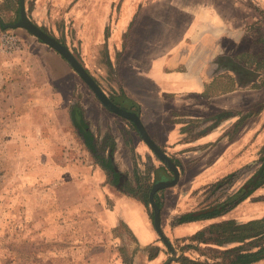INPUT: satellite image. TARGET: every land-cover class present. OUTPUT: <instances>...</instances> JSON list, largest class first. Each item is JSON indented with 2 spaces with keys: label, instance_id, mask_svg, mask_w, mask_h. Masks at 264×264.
<instances>
[{
  "label": "crops",
  "instance_id": "crops-1",
  "mask_svg": "<svg viewBox=\"0 0 264 264\" xmlns=\"http://www.w3.org/2000/svg\"><path fill=\"white\" fill-rule=\"evenodd\" d=\"M76 2L84 12L89 11V5L94 11L102 2L108 3V8H104V18L124 21L123 24L115 23L110 37L101 40L104 44L108 42L106 62L116 71L115 83L118 85L114 96L102 90L111 100L123 96L137 105L132 109L139 111L150 138L179 168L180 182L157 193L163 204L161 226L171 227L174 231L189 228L195 222L182 225H173V222L192 213L175 214L179 213L180 204L192 195V190L211 184L215 189V185L240 172L237 180L247 174L250 180L261 167L260 158L264 154V86L245 88L241 84L244 75L240 72L252 71L251 85L264 83L261 63L264 60V0ZM25 53L24 49L0 58L15 61ZM11 68L13 72L19 66L12 65ZM3 69L5 71L7 67ZM17 77L11 73L0 81L9 89L10 85L16 84L12 81L20 82ZM5 90L1 86L0 93L7 92ZM77 105L83 110L85 120L93 124L87 119L83 106L80 103ZM114 116L125 120L138 134L130 121ZM218 117L221 119L214 125ZM71 125L86 148L72 121ZM93 126L101 152L106 158L111 157L115 172L120 175L116 186L109 184L107 174L92 157L97 170L104 175V182L99 183V188H103L108 195L102 193L101 199L108 209L104 217H99L91 211L93 207L82 204L80 219L83 220L78 222L76 242L103 246L106 241L99 240L101 230L109 227L112 236L118 238L120 228L124 227L138 249L132 257V264H138V260L141 261L139 264H143V259L151 264L153 262L149 261L160 258L162 251L160 253L159 243L163 246V241H160L151 219L153 213L150 214V209L130 190L137 186V179L140 178L137 158L144 159L145 176L148 167L154 166L150 180L152 187L158 170L163 169L161 179L172 180L175 175L152 155L139 134L140 142L123 137L120 141L115 130L102 136ZM209 127L211 130L202 134ZM110 136L115 144L113 150L108 147ZM145 176L143 181L140 178L142 184ZM82 181L86 185L78 195H84V190L93 185L92 182V185L87 183L86 177ZM107 201L111 207L106 206ZM149 248L156 249L151 257L147 254ZM143 251L146 253L144 256ZM120 259L125 264L123 256L120 255ZM95 260L98 258H93L91 264H97ZM255 264H264V260Z\"/></svg>",
  "mask_w": 264,
  "mask_h": 264
},
{
  "label": "rangeland",
  "instance_id": "rangeland-1",
  "mask_svg": "<svg viewBox=\"0 0 264 264\" xmlns=\"http://www.w3.org/2000/svg\"><path fill=\"white\" fill-rule=\"evenodd\" d=\"M77 6L76 0H25L28 18L61 44L65 43L63 45L70 49L102 89L114 96L118 90L116 71L106 62L108 42L104 44L101 40L110 37L115 23L123 24L124 21L104 18L108 3L97 5L95 12L92 5L87 6L89 11L86 12ZM17 14L5 0H0L2 25L14 24ZM6 31L21 39L26 53L15 61L0 58L4 63H0V79L13 73L20 80L12 81L16 84L10 85L9 89L0 81V89L3 86L7 90L0 93V264H91L93 258H98L94 261L97 264H123L120 259L122 246L127 249L124 254L129 258L137 253H134L137 248L124 227L118 234L122 240L113 237L109 227L101 230L99 240L106 241L103 246L76 242L78 222L83 220L80 219L82 204L93 207V214L104 217L108 208L101 203L102 193L108 195L99 188L104 175L97 170L92 154L82 146L69 114L80 103L87 119L102 136L115 130L120 141L123 137L140 142L138 134L125 120L115 117L102 106L56 51L24 29ZM6 31L0 30V33ZM12 65L19 68L11 72ZM3 67L7 70L4 71ZM137 164L138 176L143 181L146 172L144 159L137 158ZM85 177L87 183L93 185L84 190V195H78L86 185L82 181ZM250 180L247 174L233 185L214 189L211 184L194 189L192 195L180 204L179 213L175 214L181 216L185 211L199 213L228 203ZM131 181H134L133 176ZM234 203L229 202L226 206ZM106 206L111 207L108 201ZM149 209V213H153L151 207ZM262 218L264 186L220 217L196 221L189 228L178 231L167 226L162 228L175 253L164 243L163 246L159 243L160 258L149 262L182 264L180 257H188L200 264L229 262L223 258L224 251L241 247L242 243L219 246L209 243V238L208 242H203L204 235L198 233H204L223 221L243 224ZM255 243L263 244L264 238ZM147 252L151 257L155 249L149 248ZM142 262L148 264L146 259Z\"/></svg>",
  "mask_w": 264,
  "mask_h": 264
},
{
  "label": "trees",
  "instance_id": "trees-1",
  "mask_svg": "<svg viewBox=\"0 0 264 264\" xmlns=\"http://www.w3.org/2000/svg\"><path fill=\"white\" fill-rule=\"evenodd\" d=\"M5 2L8 6L12 7L16 13L18 12L20 0H5ZM2 23L4 22L0 17V27L3 31L4 30L6 31V29L3 28ZM43 30L46 32L45 29ZM248 61H252V60H248ZM261 63H262V69H264V60H262ZM240 73L244 75V82H242L241 84L244 85L245 88L264 86V83L258 85H251V78L253 76L252 71L245 70ZM83 114H84L83 110L80 108V106L75 105L71 109V113H70L72 124L74 125L76 132L78 133L80 138L83 140L84 145L92 154V157L95 160L96 164H98L107 174L108 176L107 182L113 186H116L120 174L115 172L114 164L111 160V157L106 158L105 154L101 152L99 148L98 139L93 132L94 126L92 123L85 120ZM220 119L221 117H218L217 121L214 122V125L219 123ZM202 123L204 122L202 121ZM202 123L200 122V124ZM209 130H211V127L205 129L202 134H206ZM114 146H115L114 140L110 136L108 138V147L111 148V150H113ZM260 164H261L260 169L255 174V176L250 180L251 181L250 190L238 202L232 204L231 206L223 207L221 210H213L201 214H198L197 212L185 214L179 217L178 219H176L173 222V225H182V224L201 221L205 219H213L220 217L226 214L227 212H229V210H231V208H233L235 205L250 197L255 190L264 186V154L260 158ZM153 171H154V166L153 165L149 166L145 176V182L142 184L140 178H138L137 186L135 188H130V190L135 193V196H137L139 200L142 201L147 208H149L150 206L149 196L152 189V183L150 180ZM137 172H138L137 165H135L136 177H137ZM241 173L242 172L238 174H232L229 178L215 185V189L218 187L222 188L225 185H233V183L237 180L236 177L237 176L239 177ZM155 200L158 206L162 208L163 204L159 199V194H156ZM153 217H154L153 214H151L152 220ZM202 234L205 237V240L203 242H208L207 239L209 238L210 239L209 243L216 244L219 246L232 242L242 243L241 247L225 250L223 253V258L230 261L229 262L224 261L221 264H255L257 262L264 260V243L263 244L255 243V241H257L258 239L264 238V218L251 220L243 224H237L233 221L219 222L216 225L204 231V233L203 232L198 233V235H202ZM137 250L138 249H136L134 253H136ZM124 251H127V249L122 246L120 252L122 253L124 263L132 264L133 258L132 257L129 258L128 256H126L124 254ZM180 262L182 264H200L197 263L196 261L189 259L188 257H180Z\"/></svg>",
  "mask_w": 264,
  "mask_h": 264
},
{
  "label": "water",
  "instance_id": "water-1",
  "mask_svg": "<svg viewBox=\"0 0 264 264\" xmlns=\"http://www.w3.org/2000/svg\"><path fill=\"white\" fill-rule=\"evenodd\" d=\"M17 21L14 24L3 25L6 29L16 30L24 29L34 37H36L41 43L50 47L56 51L67 63L72 67V69L78 74V76L85 82V84L91 89L95 94L100 103L110 112L118 115L128 121H130L137 129L139 136L142 138L144 143L148 148L154 153V155L175 175L172 180L161 179V172L163 169L156 172V180L150 192V206L153 211V222L155 230L157 231L159 237L162 239L163 243L167 246L169 250L175 253L170 241L166 238L163 233L161 226V208L158 206L155 200V195L162 190L176 186L180 182V172L176 164L156 145V143L150 138L146 128L140 119L139 111H135L132 108L137 105L126 99L125 97L115 98L111 100L102 88L96 83L93 77L88 73V71L81 65L77 58L72 54L70 49L61 44L57 39L50 36L44 32L40 27L34 24L27 16L25 8V0H20L19 10H18ZM251 186V181H249L242 190L230 198L229 202L237 201L243 197L249 190ZM224 203L218 207H213L200 211L198 214L213 211L221 210L226 204Z\"/></svg>",
  "mask_w": 264,
  "mask_h": 264
},
{
  "label": "built area",
  "instance_id": "built-area-1",
  "mask_svg": "<svg viewBox=\"0 0 264 264\" xmlns=\"http://www.w3.org/2000/svg\"><path fill=\"white\" fill-rule=\"evenodd\" d=\"M23 50V44L19 37L9 31L0 34V57L12 56Z\"/></svg>",
  "mask_w": 264,
  "mask_h": 264
}]
</instances>
